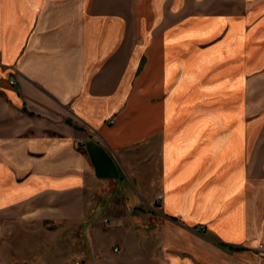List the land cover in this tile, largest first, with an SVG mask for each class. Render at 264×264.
Masks as SVG:
<instances>
[{"label": "crops", "instance_id": "1", "mask_svg": "<svg viewBox=\"0 0 264 264\" xmlns=\"http://www.w3.org/2000/svg\"><path fill=\"white\" fill-rule=\"evenodd\" d=\"M22 214L84 264H264V0H0V264Z\"/></svg>", "mask_w": 264, "mask_h": 264}, {"label": "rangeland", "instance_id": "2", "mask_svg": "<svg viewBox=\"0 0 264 264\" xmlns=\"http://www.w3.org/2000/svg\"><path fill=\"white\" fill-rule=\"evenodd\" d=\"M23 219L29 223L19 224V219L10 218L12 223L5 231L8 264L87 263L82 258L88 247L89 230L79 222L38 219L34 214H22Z\"/></svg>", "mask_w": 264, "mask_h": 264}, {"label": "built area", "instance_id": "3", "mask_svg": "<svg viewBox=\"0 0 264 264\" xmlns=\"http://www.w3.org/2000/svg\"><path fill=\"white\" fill-rule=\"evenodd\" d=\"M8 81H9L10 84H14L15 83V78L11 76ZM109 123H111V124L114 123V119H111L109 121ZM79 143L82 144L83 141L82 140H79ZM159 199H161V198H159ZM195 232L197 234L204 235L206 233V227H205V225H203V224L197 225L195 227ZM262 247H263V245L260 246V248H262Z\"/></svg>", "mask_w": 264, "mask_h": 264}]
</instances>
